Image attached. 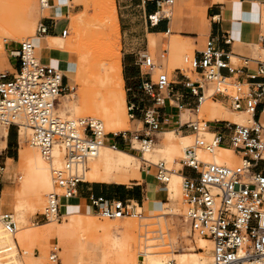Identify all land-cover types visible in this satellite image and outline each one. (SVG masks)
I'll return each instance as SVG.
<instances>
[{"label": "built area", "instance_id": "built-area-1", "mask_svg": "<svg viewBox=\"0 0 264 264\" xmlns=\"http://www.w3.org/2000/svg\"><path fill=\"white\" fill-rule=\"evenodd\" d=\"M173 1L158 4L159 9L147 16L148 21L154 24L168 19L164 6L170 8ZM47 3L40 0L43 8L50 7ZM46 31L40 20L36 35ZM67 32L63 29L61 35L65 37ZM223 42L230 45L228 34ZM257 42L260 55L242 59L244 64L238 65L231 51L207 38L201 49L183 57L186 68H176L173 74H168L166 65L157 64L148 51H142L138 54V66L143 72L141 91L126 103L128 117L142 125L140 130L121 132L122 141L131 149L132 138L149 148L156 132L171 127L178 133L189 130L192 134L193 143L180 158L178 169L183 175L182 217L193 232L210 239L213 264H264V125L256 117L264 102V34ZM15 46L5 50L11 69L0 68V125L14 127L17 138L19 129L27 127L28 143L45 160H52L54 152H59L61 165L51 167L54 186L45 196L41 216L46 220L61 219L60 197H77L78 186L86 182L88 160L103 144L118 148V133L103 134L100 121L90 117H61L57 112L58 98L71 90L67 76L59 68L40 62L32 40ZM250 60L255 61V70L250 69ZM242 69L245 75L240 74ZM207 98L219 100L233 111H243L251 120L235 124L199 118L200 106ZM166 107L175 110L176 115L163 113ZM185 111L189 115L182 120L181 113ZM206 131L211 136L206 137ZM219 147L231 148L240 162L228 166L204 161L198 155L200 150L212 153ZM154 166L157 181L166 183L165 162ZM185 169L193 174H186ZM88 200L92 212L103 218L142 215L129 200L103 196H90ZM0 220L6 231L15 230L11 212H1ZM48 258L58 263L57 249L53 248Z\"/></svg>", "mask_w": 264, "mask_h": 264}, {"label": "bare ground", "instance_id": "bare-ground-1", "mask_svg": "<svg viewBox=\"0 0 264 264\" xmlns=\"http://www.w3.org/2000/svg\"><path fill=\"white\" fill-rule=\"evenodd\" d=\"M0 1L2 2L7 1L14 5L21 4V1L19 0H0ZM98 5L101 10L100 21L98 23L93 24L92 26L97 28L98 32L101 31L102 34L99 35L100 37L92 35L91 29L93 27H91V29L88 30L89 26H87L88 29L86 28L85 33L84 34L82 33L83 36L80 35L82 37L81 38L79 37V41H78L79 44L78 66L80 67L81 75L88 76L91 80H97L98 84L95 87L91 86L90 88H88L90 92L88 96L92 98L91 101L89 103L85 102L88 101V98L85 99L86 97H84L81 104L82 106L77 104L72 110V114L74 115V117L78 115L81 116V113H84V116H86V114L87 115L90 114L91 116L88 117H90L91 119H96L93 116L96 115L100 116L102 121V122L100 121V123L102 125V132L104 134L110 132L115 133L121 131L122 128H128V121L124 111L125 99L123 96V79L121 74V59H120L121 44H120V30H119L117 10L115 7L114 0H100ZM43 7L44 6L41 5V9H44ZM164 10L166 11L167 15L171 16L172 13L171 10L169 9H164ZM76 18H73V21L70 26L71 29L75 28L78 25V21L76 20ZM29 19H30L29 14H27V12L19 13L18 17H14L12 12L10 13L6 11V9L4 12H0L1 49L4 46L5 41L16 40L18 34L30 33L32 31L31 25L29 23ZM83 20L86 22V19ZM258 37L259 36H257V38ZM63 41H64L63 38L52 37L50 39L49 46L54 51L60 50L62 52L65 46ZM178 45H179L178 39L176 38L171 39L170 51L172 52V55L174 52H176ZM5 50H6V45H5ZM7 64L9 66V69H11L8 61ZM69 71L70 72L67 73L68 76L74 77V71L72 65H70ZM107 85L109 86V88H106ZM93 87L98 91L92 89ZM60 97L66 98L65 96L61 95L58 98V102H60ZM207 99L203 101L202 105ZM212 102L213 104L219 103L218 101L217 102L212 101ZM57 105H59V103ZM202 105L200 106V109ZM84 110L85 111L87 110V112H84ZM185 112H189V111H185ZM215 117H220V114L218 113L217 109L216 110L213 109V112L211 113V119ZM232 120L235 122L237 119L233 118ZM245 120L250 121L251 117L249 115H245ZM24 133H29V129L27 127H21L19 129L18 140L20 135L23 137ZM176 133L180 134L178 132ZM152 144L153 142L151 143L149 148L141 147V150L143 152L150 151L152 148ZM170 147L171 146L166 143V146L164 148L157 150H159L160 152L159 154L169 155L171 154ZM176 147L184 155V152L188 148V145L185 142H181L179 145L175 146V148ZM230 149L223 147L221 151H219L217 154L214 152L213 154L207 157L205 156L207 158L206 160L208 161L211 160V162L217 164H225L228 166H232L229 158L233 154V152ZM42 160L43 161L45 160L42 156L40 159L39 157L33 154L32 155L20 154L19 163H20V167L23 170V175L20 177L21 180L20 184L22 190L16 191L14 193L13 189H11L12 197L13 194H15L17 199L16 202L13 201L12 203L11 210L13 212L9 211L12 214L13 221L15 218L18 219V222L19 221L21 223L23 222L22 210L24 209L23 195L25 190L33 189L35 186H39L41 189H46V188L48 189L51 187V185L52 187L54 186L52 177H50L48 173V167L46 166V163L43 162ZM52 160L55 166L61 165V158L58 151L54 152ZM52 160L49 161L46 160V161L51 162L52 164ZM132 160H142V159L137 158L136 156L122 149L112 148L108 144H103L102 146L99 147L96 156L88 160L86 171L84 174V180L92 181V182L110 181V179H114L112 175V170H118L122 172V175H119L120 177L115 178L117 179L116 182L118 183H123L131 179L138 178V175L136 174L130 176L126 174ZM178 169L179 168H176L173 171L167 169L168 181L166 182L167 184L165 183L166 187L164 188V190L166 191L165 195L172 198L179 196L181 193L180 183L182 181L183 175L178 172ZM170 171H171V175L169 176ZM155 181H157L156 176H155ZM70 199L71 197L68 198L62 196L60 197V207L62 210L65 208V211H63L64 213H62L61 216L63 218L62 223H58L57 225H49V224L34 225L36 230H24L23 232L18 233L16 237H14L15 232L18 231V226L15 222L16 220L14 221L15 230L12 233L4 229V226L0 220V264H3L1 254L4 252H8L20 248L23 249V247L26 244L28 245L32 244L36 240L43 241V240L54 239V241H57V239L60 238L77 239L76 241L79 242L78 257H77L78 264H113L112 262L115 261L116 262L114 264H213L212 256L210 257L202 252V250L210 249V247H208V244L210 243L212 245V243L209 238L200 234L197 231L193 232L191 230V235L195 237L196 234H199L206 237V238L201 237L199 239V243H200V247L198 248L200 250L199 252H196L195 250L190 248L188 252L178 253V254L174 253L173 251H169L170 255L167 256L166 254L165 255L160 254L162 251L158 253L159 251L157 252L155 250L149 249V247L150 248L153 247V244H146L142 247L143 248L142 250L140 249V251L136 253L134 250V248H136L135 242L131 238V236H124L122 239H120L118 235L113 233L115 232L114 228H108L106 225L96 224L94 221L86 222L80 219V216H91L90 215L91 213H84L81 211L70 212V205L64 202L65 200H70ZM135 206H136L135 208L136 210L141 211L140 207H138L137 205ZM71 208L73 209V207ZM166 214H174L180 216L184 220V218L182 217L183 211L182 213L160 212L155 215L161 216ZM144 217H147V215L144 216L142 214L140 218H144ZM117 219L121 220L122 218H117ZM50 220H59V219L53 218L47 221ZM154 233L162 235L160 230H155ZM11 237H14L13 240L15 239L16 240L14 242H11L12 239ZM176 242H178V240H176ZM23 251L24 253L29 252L26 249ZM14 262L17 263V261ZM9 263L12 262L9 261L8 263L5 264H9ZM50 263L52 262L50 261ZM53 264H57V263H53Z\"/></svg>", "mask_w": 264, "mask_h": 264}, {"label": "crops", "instance_id": "crops-1", "mask_svg": "<svg viewBox=\"0 0 264 264\" xmlns=\"http://www.w3.org/2000/svg\"><path fill=\"white\" fill-rule=\"evenodd\" d=\"M164 1L165 0H114L117 10L119 30L123 41V63L121 62V74L123 79V96L125 103L132 100L135 93L141 91L143 72L138 66V54L142 51L149 52V48L151 50L155 49L157 43L154 38L159 35L165 34L174 36V38L178 39V43H184L185 41L191 45L194 44L193 51L202 48V43L205 38H213L217 47L226 51H231L234 56L238 58V61L249 58L255 59L256 56L258 57L260 55L257 36L264 34V0H177L175 18L172 12L168 19H162L157 23L151 24L148 21L147 16L156 12L159 9L158 4H161ZM174 2L175 0L170 8H172ZM48 4L50 7L41 9L43 12L41 22L47 28V31L45 34H38L35 39L32 40L35 48V55L39 58L40 62L59 68L60 71L68 77L69 83L71 77L68 76L67 73L70 72L69 67L75 60L71 57V53L69 52L52 50L49 46L50 39L52 37L63 38L64 36L61 35V31L70 27V21L67 20L71 16L69 14H76L82 11L83 7L81 3H76L74 0H48ZM200 12H203V16L200 15ZM59 25L60 27H58ZM57 28H60V31ZM226 34L231 38L230 45L223 42V37H225ZM161 40L165 41L166 38H161ZM140 41H146V45L142 47L139 46ZM170 41L167 43L166 48L161 49L155 57V62L160 66L166 65L165 68H167V65L169 64V59H167L166 55L168 52L169 54L172 53L170 51ZM3 61L4 64L0 63V68L9 69L6 59H3ZM248 64L251 70H255L254 60H250ZM240 74L245 75V69H242ZM213 101L222 103L219 100ZM217 110L220 117L209 119L210 121L228 120L236 123L232 120L235 116H231L225 110ZM171 114L174 117L176 112H172ZM188 115L189 112H182L181 119L184 120ZM239 117L245 119V115H239ZM136 118L139 119V114H137ZM259 120L264 125V118L262 117ZM129 126L130 123H128V129ZM130 130H132L131 126ZM172 132L176 134L175 130L167 128L154 134L155 138L153 144L157 146L156 150L164 148L166 143L171 146V150L173 147L179 145L178 143L174 144L171 142ZM206 133L210 134L211 132L206 131ZM180 136H182L180 139L189 145V140L192 134L188 131L187 134H182ZM134 140L135 139L132 138V146ZM116 142L119 149L124 151L129 150L127 142H123L121 138L116 140ZM6 149L8 153H10L7 156V162L12 164L14 159V147L9 140V134L7 136ZM157 151L159 154V150ZM127 152L132 154L129 151ZM140 159L146 162L144 156ZM151 164L150 171H145L144 169L140 170L138 178L131 179L127 182H93L90 183L91 187H84L83 184H80L77 188V197L66 200V203L70 205V212L81 211L92 214L94 212L91 210L88 198L90 196H103L107 199L129 200L132 201L134 205L140 207L141 211L145 210V212H151L153 210L152 212L154 213L155 207L161 206L164 203L162 200L166 198L165 194H161L159 184H155L154 182L155 166L153 163ZM179 164L181 168V163L179 162ZM169 173L170 176L171 171ZM142 180H144L145 187L141 186L142 183L140 181ZM127 183L129 184L127 185ZM166 184L162 189L166 187ZM11 189L12 188L6 184L2 187L0 180V213L5 212L2 209L6 208L10 210L12 207ZM71 207H73V209ZM76 240L77 239L73 238H60L54 243L52 241V245L57 246V248H54L57 249L59 253H64L67 256L72 257L75 262L74 264H78L77 257L79 242Z\"/></svg>", "mask_w": 264, "mask_h": 264}, {"label": "rangeland", "instance_id": "rangeland-1", "mask_svg": "<svg viewBox=\"0 0 264 264\" xmlns=\"http://www.w3.org/2000/svg\"><path fill=\"white\" fill-rule=\"evenodd\" d=\"M19 1H21L20 5H14V4L7 2V1L6 2L0 1V8H1L0 12H4L6 9V11H8V12H10V13L12 12L14 17H18L19 13H22V12L26 13L27 12V14H29V18H30L29 23L31 25L32 31L30 33L18 34L16 40H7L4 42V46L2 47V49L0 47V63L1 64H4L3 59L4 60L6 59L5 45L7 43H8V46H6L7 48H16L17 46H15V45L18 42L23 41V40H34L35 37L37 36L36 35L37 26H38L39 21L42 18V15H43V12L41 11L40 0H19ZM99 1L100 0H94V1L93 0H74V2L82 4L83 10L76 13V14L70 13L69 15H71V16H70V18L67 19L68 21H70L69 26H71L73 18L78 17V18H76V20L78 21V25L73 29H71V27H68L67 35H66V37H63V39H64L63 42H64L65 46H64V50L62 52H69V50H70L69 53H71V57H73V59L75 60L73 63H71L73 71H74V77H71V80L69 81V87L71 88V90L67 91L63 95L67 99L60 97V102H58L59 105H57L58 114L62 117H65V118L74 119V118H78L81 116L83 118L91 116L90 114L87 115L86 113H85L86 116H84V113H81V116L78 115V116L74 117V115L72 114V110L74 109V107L77 104H79V105L82 104L84 97H86L85 99L88 98V101H85V102L89 103L92 98L88 96L90 93L88 88H90L91 86L95 87L98 84L97 80H91L88 76L81 75L80 67L78 66V54H79L78 41H79V37L81 38L83 36L82 33L83 34L85 33L87 26H89V29L88 28L87 29L90 30L91 27H93L92 26L93 24L98 23L100 21L101 10H100V7L98 5ZM176 3H177V0H175L172 8H169V7L167 8V6H164L165 9H169L173 12L174 18L176 17V6H177ZM16 14H18V15H16ZM200 15L203 16V12H200ZM82 18L86 19V22ZM58 27H60V25ZM57 29H59V31H60V28H57ZM91 30H92V35H94V36L98 37L99 35L102 34L101 31L98 32V29L95 27H93ZM80 35H82V36H80ZM161 38H166V40L162 41ZM173 38H174V36L165 35V34H162V35L155 37L154 40L157 43V47L155 49H152V50L148 47L150 56L153 57L155 60L157 53L161 49L166 48L167 43ZM205 39L203 40V43H204ZM191 43H192V41H191ZM203 43H202V45H203ZM120 44H121V46H120L121 47L120 48L121 62L123 63V41H122L121 32H120ZM145 45H146V41H144V42L140 41L139 42V46L142 47ZM193 45L184 41V43H179L176 52H174L172 56H171L172 53L169 54V52H168V54L166 55L167 59H169V64L167 65V68H166L168 74H171V73L173 74V71L176 68H184V69L186 68L185 64L183 63V57L185 55H191L193 53V49H194ZM255 58H257V56ZM232 60H233V62H235L238 65L244 64L242 61L238 62V60H236V59H232ZM15 63H16V61H12L13 65ZM186 74L193 78V76L190 74L189 71H187ZM154 78H155V76H154ZM94 87L92 89H95ZM106 88H109V86L107 85ZM95 90H97V89H95ZM103 93H104V91H103ZM124 93H125V91H124ZM212 101L213 100L211 98H208L204 102V104L202 105L200 112H199V118H204L205 120H209V119H211V113L213 112V109H215V110L216 109H222V110L227 111L231 116H235L234 118L237 119L235 121L236 123L247 124V122H249V121H246L245 119H241L239 117V115H248V114L233 111V110L227 108L223 103H220L221 105L219 103L213 104ZM124 111H125L127 121H128V123H130L132 130H130V126H129V129L128 128H122L121 131L115 132V133H118L115 136L116 140L121 138V132L122 131L134 132L136 130H140L142 127L140 122H138L137 120L130 119L128 117L127 110H126V103H124ZM84 112H87V110L86 111L84 110ZM172 112L174 113L176 111L171 110L169 107H166L163 110V113H165V114H170ZM263 114H264V102H263V105H261L259 107L258 112L256 114V117L258 119H261L262 117L264 118ZM97 116L98 115L93 116V117H95L97 120L101 121L100 116H98V117ZM192 118H193V116H192ZM214 126H216V125H214ZM172 128L173 127L169 128V129H172ZM188 131L189 130H186L185 132H182L180 134H187ZM8 134H9V140L11 141V143L14 147V150H13L14 159H13L12 164H9L7 162V156L10 154V153H8V151L6 149V142H7ZM176 134L174 132H172L171 142L174 144H177V143L180 144L181 142H184L182 139H180L182 136H180V134H177L178 135L177 136ZM204 135L206 137L211 136L208 133H205ZM27 137H28V133H24L23 137L20 135L19 140H18L17 131L14 127L7 128L6 126L0 125V167L3 168L2 170H0V180H1L2 187L4 186V184H6L13 189L14 193L16 191L22 190V187L20 184L21 183L20 177L23 175V170L20 167V163H19L20 154H31V155L33 154V155H36L37 157H39L41 159V156L38 153V151L29 145V143L27 141ZM127 137H130V136L127 135ZM179 139H180V141H179ZM192 143H193V136H191V138L189 140L188 147L191 146ZM133 147L134 148L131 149L128 145L129 150H126V151H129L133 155H135L136 157L141 158L143 156V151L141 150L142 146L138 140L133 141ZM156 148H157V146L155 144H152V148L150 150L151 152L150 151H147V152L144 151L145 152L144 158L147 162H144L142 160H132L126 174L128 176L133 175V174H136L139 176L140 170L144 169L145 171H148V170L150 171L151 166L149 167L148 164L152 165L151 162L153 164H156L159 161H164L167 169H169L171 171L175 170L176 168H180L179 162H180V158L183 157V154L179 151V149L177 147L176 148L173 147V149L170 151L171 154H169V155L158 154ZM222 148L223 147H219V148L215 149L212 153H207V152L200 150V151H198V155L201 159L208 161V160H206L207 156L213 154L214 152L217 154L219 151H221ZM230 150L233 152L232 149H230ZM233 154H234V152H233ZM233 154L229 158L231 161V165H235V164H238L240 162L239 156H236L235 154L234 155ZM9 162H11V161H9ZM43 162L46 163V166L48 167L49 176L51 177V172H50L51 166L52 165L55 166L53 164V160H52V164H51V162H48L46 160H44ZM209 162H211V160H209ZM146 166H148V167H146ZM88 167H89V165H88ZM184 172L188 175L193 174V172L189 169H185ZM112 175H113L114 179H110V181H117V179H115V178L120 177L119 175H122V172L118 171V170H112ZM154 175H155V172H154ZM130 182H132V181H130ZM140 182L142 183L141 186L145 187L144 180H142ZM154 182H155V184L158 183L156 181H154ZM51 183H52V181H51ZM90 183H93V182H85L82 184L84 187H91ZM129 183H127V185ZM111 184H115V183H111ZM158 184L160 187L159 189H160L161 194H165L166 191L164 189H162L165 186V183H158ZM52 188H53L52 185L48 189L47 188L41 189L39 186H35L33 189H27L24 191V195H23L24 209L22 210L23 222L22 223L20 221L18 222V219L14 218V221L16 220L15 222L18 226V231L15 232L14 237H16L18 235V233H21L24 230H36L34 225H43V224L57 225L58 223H62V221H63L62 217L59 220L47 221L46 219H44L41 216V212L43 210L45 200H46L45 196H46V194L51 192ZM180 188H181V193L179 196L172 198V197L165 195L166 199L162 200V202H164V203L161 206H156L154 209L155 210L154 213L152 212L153 210L151 212H145V210H142L141 211L142 214L144 216L147 215V217H144V218L138 219L137 217L126 216V217L122 218L121 220L107 219V218L100 217L97 213L94 212L95 214L92 213V214H90L91 216H80V219H82L86 222L94 221L96 224L106 225L108 228H114L115 232H113V233L118 235V237L120 239H122L124 236H131V238L135 242L136 248H134V250L136 253H138V251H140V249L142 250L143 249L142 247L146 244H153V247L152 248L149 247V249L155 250L157 252L159 251L158 253H160L162 251L163 253L161 252L160 254H163V255L166 254L167 256L170 255L169 251H173L174 253L178 254V253L188 252L190 248L195 250L196 252H199L200 251L198 249L200 247L199 239L201 237H203V238H206V237L199 235V234H196L195 237H193V235H191V229L189 227V224L186 221H184L180 216H177L174 214H166V215H161V216L155 215V214L160 213V212H162V213H165V212L182 213L184 205H183L181 183H180ZM0 195H1V193H0ZM11 201H12V203H13V201L14 202L17 201L15 194H13ZM64 202L66 203V200ZM130 203L134 206V208H136V206L133 204V202H130ZM2 210L3 211L8 210V212L9 211L13 212L11 209L9 210L6 208H4ZM61 211L62 212L65 211V208L63 210L61 209ZM136 212H140V211L136 210ZM145 213H149V214H145ZM155 230H160L163 236L159 235L157 233H154ZM129 232H130V234H129ZM14 237H11L12 238L11 242H14L16 240V239L13 240ZM176 240H178V242H176ZM52 241H53V243L55 242L54 239L43 240V241H37L36 240L32 244H29V245L26 244L23 247V249L20 248V249H14L12 251L4 252L1 254L2 263L5 264V263H8L9 261H11L12 263H9V264H53V263H50L48 256H49L51 250L54 247L57 248V246L56 245L53 246ZM174 242H176V243H174ZM208 247H210V249L202 250V252L211 257L212 256V254H211L212 245L209 243ZM25 249L28 250L29 252L24 253L23 250H25ZM58 257H59L60 261H58L57 264H74L75 263L74 259L72 257H69L64 253L61 254L58 252ZM139 258H141V257H139ZM14 261H17V263H15ZM115 262H112V263L114 264Z\"/></svg>", "mask_w": 264, "mask_h": 264}]
</instances>
